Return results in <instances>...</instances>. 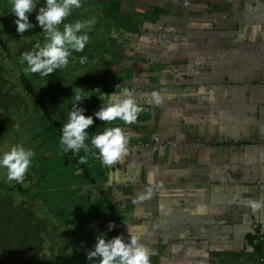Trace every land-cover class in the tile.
Listing matches in <instances>:
<instances>
[{"label": "crops", "instance_id": "1", "mask_svg": "<svg viewBox=\"0 0 264 264\" xmlns=\"http://www.w3.org/2000/svg\"><path fill=\"white\" fill-rule=\"evenodd\" d=\"M58 2L90 262L264 264V0Z\"/></svg>", "mask_w": 264, "mask_h": 264}, {"label": "rangeland", "instance_id": "2", "mask_svg": "<svg viewBox=\"0 0 264 264\" xmlns=\"http://www.w3.org/2000/svg\"><path fill=\"white\" fill-rule=\"evenodd\" d=\"M49 14L50 10H46V6L40 3V0H0V39L6 43L10 55L13 57L12 61L4 51L0 50V80H7L5 73L7 72L10 81L3 83L6 84L8 98H14V102L8 104L10 108L5 111V116L3 112L1 113L4 121L3 125L0 123V177L3 179L0 200L6 196L5 188L9 186L12 171L21 173L19 179H26V176L29 175L26 170L21 171L22 160L36 168L42 166L41 171L46 174L45 177L42 176V181L48 186L50 184V190L34 198V201L39 204L43 195V199L46 200L44 210H34L33 201H28L25 205V208L32 212V217L36 219L35 227L43 222L46 235H49L53 240L52 243L49 241V245L46 244L45 248L44 245H36L38 252L41 250L46 252L49 246L50 250H57L56 239L61 242L64 238H59L60 234H56L53 230L56 224L60 223L63 226L66 223H71L73 231L77 227L75 216L81 214L77 207H73V194L68 191L67 184L70 185L71 181L78 182L82 179V172L72 163L63 166L64 158H69V155L59 152V156L57 150L62 149L63 146L57 131L53 127L45 131L55 122L62 127L65 126L64 121H60L62 114L73 112L76 115L80 114L75 110L76 107L70 105L73 102L72 99H69L66 89V85H70L68 82H71L75 74L71 75L75 71L71 69L73 66L67 65L70 63L65 60L71 57L76 46L72 45V37L67 40L64 33L59 34L58 30L54 31L53 27L49 28V25L54 23V20L49 22ZM42 19L46 20L44 24L40 23ZM75 41L78 42V40ZM21 76L28 79L33 88L41 91L40 93L43 94L41 99L43 98L45 103H54V107L58 108L55 112L51 111V119L46 116L39 117L37 113L32 114L35 104L29 105L26 109L28 112H25L26 115L22 114L23 103L27 96L22 81L19 79ZM5 105L3 104V109H5ZM17 107L18 110H16ZM21 115L23 116L19 118ZM30 115L32 119L28 117ZM17 118L21 120L20 123ZM43 141H47L48 145L44 146ZM31 147L34 152L29 153L28 158H25ZM40 176L41 173L37 171L29 178L38 182ZM60 181L61 184H58ZM15 198L17 203L24 199L17 194ZM58 202L64 203L65 207L63 206L62 209L56 207L55 204ZM53 208L59 213L54 214L57 211L51 210ZM52 211L54 212L52 213ZM44 214H48L49 217ZM51 223L54 225L53 227L50 226ZM37 230L38 228H36ZM55 260L58 262L60 258L55 257ZM34 262L36 264V261Z\"/></svg>", "mask_w": 264, "mask_h": 264}, {"label": "trees", "instance_id": "3", "mask_svg": "<svg viewBox=\"0 0 264 264\" xmlns=\"http://www.w3.org/2000/svg\"><path fill=\"white\" fill-rule=\"evenodd\" d=\"M0 50L4 51L7 54V56L12 60L13 57L10 55L6 43H3L1 39H0ZM5 73L7 80H3V79L2 81L0 80V123H2V125L4 120L1 113L3 112V115L5 116V111L7 110V108H10V105L8 104L14 102V98L13 97L8 98L6 93L7 88H6V84L4 83L9 82L10 78H8L9 75L7 74V72ZM19 79L22 81L24 91L26 92L25 95L27 96L25 102L23 103L24 107L22 114L26 115L25 112L27 111L26 109H28L29 105L35 104V108L32 114L37 113L39 117L46 116L49 117V119H51V111L55 112L56 109H51L49 106H46L43 98L41 99L43 94L40 93L41 91H37L35 88H33L28 79H26L24 76H21ZM1 87L4 88L1 89ZM3 104H6L4 107L5 109H3ZM18 107L16 108V110H18ZM23 115L19 116V118L22 117ZM31 115L28 117L32 119ZM17 121H19L20 123L21 120L17 118ZM51 127L55 128L57 134L59 135L60 142H62V144H64L65 146L67 141L63 137V134L61 132V125L55 122L53 125L46 128L45 131H48L49 128ZM42 144L44 146L45 144L48 145L47 141L45 142L43 141ZM32 152H34L33 147L28 149V153L27 155L25 154L26 155L25 158H28L27 157L28 154ZM57 152L59 154L61 150L59 149L57 150ZM66 153L67 155H69V158L67 157L64 158L63 166H67L71 162H75L74 165L77 166V168L82 166V158H80V154H78L74 150H68ZM28 163L29 162L22 160L20 165L21 171L26 170V173L29 174L28 176H26L25 179L27 184L22 187L18 186L17 184L23 180V179H19V175L21 173L12 171L11 181L9 183V186L5 188L6 196L4 198L1 197L3 198V200L2 199L0 200V264H23V258L30 257L31 259H33L32 257H34V254L32 255L31 251H29V248L26 246L27 245L30 246V244L33 243L38 245L40 244V240L41 241L43 240L40 234V225H38V227H35L36 219L32 217V212L28 208H25V205L28 201L31 200L34 201V198L38 197L43 192L50 190L49 189L50 185L48 186L44 184V182L42 181L43 178L42 176L45 177L46 175L43 171H41L42 166L36 168L33 165L30 166ZM8 171H10V169H8ZM37 171L41 173V176L39 177L38 182H36V180L34 181L37 183V186L30 189L29 188L30 185H28V183L31 182V180L33 181V179L30 180L29 177L31 174H35ZM2 184H3V179L2 177H0V189ZM16 194L24 198L19 203L20 205L16 202V198H15ZM38 203L43 206H41V208H36V210L37 209L41 211L44 210V204H46V200L43 199V195L40 202ZM51 210L57 211L55 210V208ZM50 211L49 213H51ZM54 211H52V213ZM36 228H38L37 231ZM36 253L37 255L39 254L38 250L36 251ZM36 262L38 264L40 260L37 259Z\"/></svg>", "mask_w": 264, "mask_h": 264}, {"label": "flooded vegetation", "instance_id": "4", "mask_svg": "<svg viewBox=\"0 0 264 264\" xmlns=\"http://www.w3.org/2000/svg\"><path fill=\"white\" fill-rule=\"evenodd\" d=\"M70 20H74V16L73 18H70ZM69 23L73 25L71 21H69ZM65 26L66 25H64V27ZM73 28L74 27H72V29ZM26 184L27 182L25 181V179H23L17 185L22 187ZM58 184H61V181L58 182ZM28 185H30L29 188L31 189L37 186V183L34 181H31L28 183ZM33 202L35 204V206L33 207L34 210L36 208H41V206H43V205L37 204L35 201ZM55 206L62 209L63 206L65 207V204L58 202L57 204H55ZM58 213L59 211H57L55 214H58ZM44 215L48 216V214H44ZM66 221L68 222L69 220H66ZM75 223H77V227L73 231L71 230V228H73L71 227V223H66L63 226H61L60 223L56 224L53 230H55L56 234H60L59 238L63 237L64 240L60 242L58 239H56L57 241L55 244L57 245V248H56L57 250L55 251L50 250V246H49L46 252H44V250L43 251L41 250L39 251V254L37 255L36 253L37 249L35 247L36 244L34 243L30 244L28 248H29V251H31V254L32 255L34 254V257L32 258L35 260L31 259L30 257H25L23 258V264H35L34 261H36L37 259L40 260L38 264H92L88 258L89 252H88L87 245H86V243L88 242V238L84 235L85 233L82 230L84 222L77 221ZM39 225H40V234L43 238L42 241L40 240V244L44 245V248H45L46 244L49 245L48 242L50 241L52 243L53 240L49 235H46L47 232H46V228L44 229L45 227L44 223L41 222V224ZM50 226L53 227L54 225L51 223ZM58 242H60V244H57ZM89 255L91 256V252L89 253ZM55 257H59L60 260L56 262Z\"/></svg>", "mask_w": 264, "mask_h": 264}, {"label": "water", "instance_id": "5", "mask_svg": "<svg viewBox=\"0 0 264 264\" xmlns=\"http://www.w3.org/2000/svg\"><path fill=\"white\" fill-rule=\"evenodd\" d=\"M44 1L45 2L48 1L49 3H52V1H56V0H44ZM71 1H73V0H71ZM58 3H59L60 6H61V4H64V5L61 6V8H63V6H68L69 5L70 0H59ZM64 9H65V7H64ZM73 29L75 30V28H73ZM77 31H79V29H77Z\"/></svg>", "mask_w": 264, "mask_h": 264}, {"label": "built area", "instance_id": "6", "mask_svg": "<svg viewBox=\"0 0 264 264\" xmlns=\"http://www.w3.org/2000/svg\"><path fill=\"white\" fill-rule=\"evenodd\" d=\"M154 142L158 143V139H157V138H154ZM76 146H77V145H70V146H68V148H69V149H72V150H75ZM68 148H67V149H68Z\"/></svg>", "mask_w": 264, "mask_h": 264}]
</instances>
